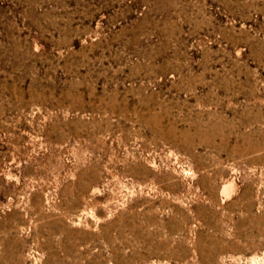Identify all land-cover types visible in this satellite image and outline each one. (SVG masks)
Returning <instances> with one entry per match:
<instances>
[{
	"label": "rangeland",
	"instance_id": "1",
	"mask_svg": "<svg viewBox=\"0 0 264 264\" xmlns=\"http://www.w3.org/2000/svg\"><path fill=\"white\" fill-rule=\"evenodd\" d=\"M0 264H264V0H0Z\"/></svg>",
	"mask_w": 264,
	"mask_h": 264
}]
</instances>
